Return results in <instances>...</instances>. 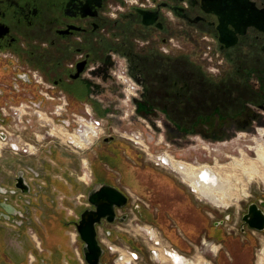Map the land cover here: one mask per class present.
<instances>
[{
    "label": "flooded vegetation",
    "instance_id": "1",
    "mask_svg": "<svg viewBox=\"0 0 264 264\" xmlns=\"http://www.w3.org/2000/svg\"><path fill=\"white\" fill-rule=\"evenodd\" d=\"M222 13L233 22L227 25L233 41H219ZM188 35L204 44L213 42L227 69L212 68V58L205 62L188 57ZM117 73L135 85L130 104L122 102L124 87ZM33 74L53 87L52 94L65 97L69 111L88 106L92 112L91 98L114 92L145 126H156L160 114L158 122L166 128L220 127L252 107L264 112V0H0V107L17 103L26 93L35 94L39 85L32 83ZM108 80L117 85L116 90L107 87ZM117 106L102 109L118 115L124 108ZM246 116L250 126L257 123ZM98 118L101 136L84 153V207L71 224L77 232L82 212L90 215L97 206L113 207L111 222L106 216L95 224L102 249L99 264H125L117 262V256L129 252L136 254L134 264L151 262L144 251L155 238L169 242L184 260L200 257L209 264H252V248L257 244L253 233L264 230H253L242 219L249 208L264 214V192L249 195L236 221L224 229L225 235H212V257L206 258L202 241L209 240V233L202 231L200 210L192 213L196 219L187 212L189 192L170 173L150 164L140 149L113 135L119 128L114 118ZM1 121L8 123L0 114ZM258 133L264 135L263 130ZM33 171L17 170L6 183L0 176V264H12L11 257H23L17 264H88L78 233L80 249L64 243L63 224L70 222L59 220L63 202L59 199L72 194L71 189L51 176L36 188L31 185L38 176ZM19 172L26 193L15 187ZM103 187L111 189L112 202L105 198L109 192L101 197ZM223 223L224 219L214 222V233ZM177 224H186L189 231ZM185 232L200 240L196 254L170 242L184 240ZM226 240L235 249L229 250ZM27 257L33 259L26 263Z\"/></svg>",
    "mask_w": 264,
    "mask_h": 264
},
{
    "label": "rangeland",
    "instance_id": "2",
    "mask_svg": "<svg viewBox=\"0 0 264 264\" xmlns=\"http://www.w3.org/2000/svg\"><path fill=\"white\" fill-rule=\"evenodd\" d=\"M188 33L191 34L190 31ZM177 41H180L179 38H177ZM186 54L188 57L204 58L205 62H208L207 59L210 58L215 59V65L212 66V68L216 69L217 65L221 69H227V62L225 61L224 56L218 51L216 45L211 41L204 44L201 43V40L195 37L192 38L190 35H188L186 40ZM110 81L112 80H108V88H111V86L115 85L114 83V85H111ZM115 86L113 87L114 90H116ZM112 93L105 97L103 96L102 98L99 96L96 98H91L92 101L89 102L95 104H93V117L96 119H98V117L114 118L115 122L119 125H117L119 128H114L116 132L113 133V135H115L120 140L126 141L122 135L131 137V134H139L141 138V144L139 146L133 145L130 141L128 142H130L132 144L131 146H133V148L137 151L140 149L139 152L143 154L144 158L149 160L148 162L150 164L153 163L157 169L170 173L176 179V181H178L177 183L181 186L183 191L187 190L189 192V195H187L188 201L185 202L187 206V212L189 213V209L193 210L195 208L200 210L199 214L201 215V220H207V224H205L206 227L214 226V222L224 219L223 225L217 227V231L211 234L209 236V240H206V242L212 244V238L215 235L219 236L222 233L225 235L224 229L229 227L232 224L231 222L236 221L238 213L241 212V208H243L249 199V195L251 194L254 196H261V192H264L263 182H261L256 177L248 178L242 172L241 167L239 168V166L235 165L237 161L242 160L243 158L244 165L246 166V164H248V159L249 161L256 160V152L259 146H262L264 149V135L261 136L258 133L259 130L264 131V112L262 109L252 107L253 109L251 112H244L241 115L234 117V122L229 121L230 123H223V125H221L222 127L220 126L188 130L189 136L184 137V135L187 133H179L175 128H166L165 126L161 125L160 122H158L160 119V114H157L158 118L156 117L155 120V122H157L156 126H150L151 128H147L142 120H138L140 117L137 116L135 112H133L131 107H126L121 103L120 94L116 95V93ZM84 100H87V98H84L81 101ZM100 100L102 101V104L100 103ZM114 104H118L117 107L121 105V108H124V111L117 115L114 113L115 111L113 109H111V111L102 109L108 105L111 107ZM117 107H115V109ZM81 112L82 107H75L73 110H68V112L62 116L68 117L70 114L80 115ZM247 114H250L253 117L252 120L256 121L257 123L253 122L250 126V123L247 122ZM1 124H5V122H2ZM36 125L37 124L35 120L32 119V122H30V125H28V132L23 134L24 140L29 143V150H27V152L17 151L16 154H14L15 152L11 151L8 147V142L5 144V141L0 138V176L3 178L5 183L8 181L10 182L17 170H25L27 168V170L30 171L34 170L33 172L35 175L38 174V176H35L37 178L33 177L34 179L31 181V185L36 188L39 183L48 181L50 176L55 180L65 181L66 185L71 189L72 194L65 195L66 198L62 200L59 199V201L63 202L59 205L58 216L59 220H62L63 222H70L63 224V230L65 231L64 243H66L72 249H75L77 246L80 249V245L77 242L78 238L75 237L77 232L74 226H72L71 221L78 217L85 203L83 196L85 194L86 186L83 181L86 179V170L83 168V166L85 163L86 154H73L61 147H56V150H53L54 146L51 145V143L46 145V142L43 143L44 146L39 149V141H36L31 133V131L34 132L39 130ZM37 134L39 135V132ZM38 137L37 139L39 140ZM164 158L167 159V164H164L162 161ZM245 158H247V160ZM179 161L193 167L194 169H198L201 166H207L215 170L216 167L215 171L219 172L221 176L223 175V178H225V176L227 179L231 178L229 184L227 183L228 190H225L227 195L230 196L229 199L226 198L224 200V204H221L220 206V204H211L206 199L198 196L197 193L193 192L192 194L188 189V184L184 183L183 181V183H181V179L179 178V180L176 178V176L171 173L173 169L169 168V166L171 167L173 163L176 164ZM68 165L72 170H67ZM73 166L76 172L75 177H73V175H68V172L74 174V172H72ZM173 172L175 173V171ZM39 173L41 174L40 177ZM66 174L69 176V178L66 177ZM28 177H30V175H28ZM232 178H234L236 181L232 180ZM195 196L201 198L202 202L198 201ZM225 203L227 205H225ZM174 206H177V204ZM190 217L194 218L196 215L192 214ZM226 218L229 219L226 220ZM179 225L180 224H177V227H181V229H183L185 226V228H187L186 224H184L185 226L183 224L180 226ZM187 230L189 231L188 228ZM178 232H181L179 228ZM253 236L257 244L252 248V264H264V232L253 233ZM237 238L240 241L245 240L240 239L239 237ZM75 239L76 242L74 241ZM155 239L160 241L161 245L167 244L166 246L168 249L176 251V249H174L169 242L166 243L158 238ZM199 241L200 240H198V242ZM170 242L173 245L176 243V247L187 254H194L196 249L195 245L198 243L196 238H185L184 240L178 242L175 240ZM142 245L143 243L141 246ZM149 246L150 247L147 246V253L144 251V256L150 258L151 262L147 261L145 264H157L155 259H152L149 253L150 248H154V245H152L150 242ZM205 255L206 258L212 257L209 248H207ZM20 258L21 257L14 259L11 257V260L14 261L12 264H17ZM32 259L31 257H27L26 260H28V262L26 263H29V261ZM167 263L169 264L168 261Z\"/></svg>",
    "mask_w": 264,
    "mask_h": 264
},
{
    "label": "built area",
    "instance_id": "3",
    "mask_svg": "<svg viewBox=\"0 0 264 264\" xmlns=\"http://www.w3.org/2000/svg\"><path fill=\"white\" fill-rule=\"evenodd\" d=\"M117 78L124 87L122 102L128 104L135 95V85L122 73H117ZM32 83L39 85V90L35 94L26 93L17 103H9L8 107H0L2 118L8 120L7 124L0 123V134L5 135V144L8 142L9 148L10 145H15L16 149L10 148L11 151L15 152L14 154L17 151L27 152L29 150V143L24 140L23 134L28 132V125H30L33 119L39 130L31 131V133L35 140L39 141V149L46 142V145L51 143L55 148L61 147L73 154H84L101 136V120L93 117L91 109L88 106H85L84 111L80 115L70 114L68 117L62 116L68 112L65 97L52 94L51 90L53 87L43 82L36 74L32 75ZM37 101L39 103L38 105L36 104ZM146 127L151 128L148 125ZM38 132L39 135L37 134ZM122 137L135 146L141 144L139 134H131V137L122 135ZM169 168L171 167L169 166ZM171 173L179 179L173 171ZM180 182L183 183L181 180ZM188 189L193 194L191 188L188 187ZM195 198L202 202L201 198L197 196ZM160 243V241L154 239V248H150L149 250L152 259L158 262H160V247H163V255H166V252H170L165 244H162L164 245L162 246ZM202 243L203 250L206 248L213 249V244L207 243L206 241H202ZM116 261L124 262L125 264H134L137 261V257L135 253L131 252L127 253L126 257L123 254H118ZM186 261L189 264H194L189 258ZM203 262L205 264L206 261L203 260Z\"/></svg>",
    "mask_w": 264,
    "mask_h": 264
},
{
    "label": "bare ground",
    "instance_id": "4",
    "mask_svg": "<svg viewBox=\"0 0 264 264\" xmlns=\"http://www.w3.org/2000/svg\"><path fill=\"white\" fill-rule=\"evenodd\" d=\"M245 159L247 160V158ZM162 161L164 162V164H167L166 158L162 159ZM235 165L239 166V168L241 167L242 172L248 178L256 177L257 179H259L261 182L264 183V149L262 146H259L256 152V160L249 161L248 159V164H246L245 166L242 158V160L237 161ZM171 168L179 176L181 181L188 184L192 192L197 193L198 196H201L202 198L206 199L211 204L214 205L220 204L221 206V204H224V200L226 198L229 199L230 196L227 195L225 190H228L227 183L229 184L231 178L227 179L226 176L225 178H223V175L221 176L219 172L215 171L216 167L215 170L207 166H201L198 169H194L193 167L188 166L185 163L179 161L176 164L173 163L171 165ZM232 180L236 181L234 178H232ZM225 205L227 204L225 203ZM149 235L154 236V233L150 231ZM162 249L163 247H160L159 250L161 253L159 256V261L161 262V264H168L167 261L169 262V264H189V262H187L186 260L183 261L185 258L183 259L176 256V253H174L170 249H169L170 250L169 253L168 252L165 253L167 256L163 255ZM190 260L194 261V259H190ZM203 263H204L203 259H201L200 257H197V259L194 261V264H203ZM206 263L208 262H205V264Z\"/></svg>",
    "mask_w": 264,
    "mask_h": 264
},
{
    "label": "water",
    "instance_id": "5",
    "mask_svg": "<svg viewBox=\"0 0 264 264\" xmlns=\"http://www.w3.org/2000/svg\"><path fill=\"white\" fill-rule=\"evenodd\" d=\"M221 16L222 17L220 18V25L218 27L219 33H220L219 41L220 42H225L228 40L233 41L232 36L230 35V33H228V30H227V25L230 23L233 24V22L229 19L228 13L223 14ZM224 17L226 18L228 17L229 20H224ZM252 24L254 25L253 22ZM226 45L228 46L229 44L227 43ZM0 138L4 140L5 136L3 134H0ZM12 148L16 149L14 145H12ZM22 175L23 173L19 172L18 177L15 179L16 180L15 187L19 189L21 192L26 193L27 187L25 186V182L23 180ZM109 190L111 189L106 188V187L101 188L100 189L101 197L103 196V193L109 192L107 195H105V198L107 200L104 198H102V200L112 202L113 199L111 198V193ZM93 197L94 195H91L90 200L94 205H96V201ZM251 213H253L254 215L252 214L253 216H251L250 215ZM106 216H107V220L111 222L113 219V207L112 206H107V207L97 206L96 211L91 212L90 215H88V213L86 212H82L80 215L79 222L76 223L77 233L81 241L84 243V246L82 249L83 256H84L85 261L88 264H99V260L102 254V249L100 248L96 240L95 224L99 223L100 219ZM242 220L244 223L248 225L249 228L253 230H256L258 232H261L264 230V214L260 210L252 211L251 208H249V214L245 215Z\"/></svg>",
    "mask_w": 264,
    "mask_h": 264
},
{
    "label": "trees",
    "instance_id": "6",
    "mask_svg": "<svg viewBox=\"0 0 264 264\" xmlns=\"http://www.w3.org/2000/svg\"><path fill=\"white\" fill-rule=\"evenodd\" d=\"M179 133L181 132V133H188V130H185V129H180V128H178V129H176ZM194 210V209H193ZM193 210H191V209H189V214L190 215H192V213L194 212L195 213V210L193 211ZM200 218H201V216H200ZM202 222H201V224L203 225L202 226V231H208V233H209V236L211 235V234H213L214 233V231H213V229H211V228H214L213 226H207L206 227V225L205 224H207L206 222H207V220L206 219H202L201 220ZM201 231V232H202ZM185 234H186V237L188 238V239H190L191 237H189L188 235H187V233L185 232ZM226 246H227V248L230 250H232L233 248L235 249V247L233 246V243L232 242H230V240H226ZM235 251V250H234Z\"/></svg>",
    "mask_w": 264,
    "mask_h": 264
},
{
    "label": "crops",
    "instance_id": "7",
    "mask_svg": "<svg viewBox=\"0 0 264 264\" xmlns=\"http://www.w3.org/2000/svg\"><path fill=\"white\" fill-rule=\"evenodd\" d=\"M53 150H56V148L54 147ZM68 167H69V166H68ZM70 170H72V169H70ZM72 172H74L73 177H75V174H76V172H75V168H74V171H72Z\"/></svg>",
    "mask_w": 264,
    "mask_h": 264
}]
</instances>
